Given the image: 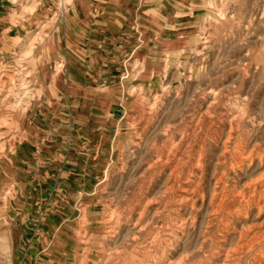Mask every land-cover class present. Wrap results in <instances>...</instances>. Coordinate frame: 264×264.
I'll return each mask as SVG.
<instances>
[{"label":"rangeland","instance_id":"obj_1","mask_svg":"<svg viewBox=\"0 0 264 264\" xmlns=\"http://www.w3.org/2000/svg\"><path fill=\"white\" fill-rule=\"evenodd\" d=\"M0 98V264H264V0H0Z\"/></svg>","mask_w":264,"mask_h":264},{"label":"bare ground","instance_id":"obj_2","mask_svg":"<svg viewBox=\"0 0 264 264\" xmlns=\"http://www.w3.org/2000/svg\"><path fill=\"white\" fill-rule=\"evenodd\" d=\"M209 4H211V3H209ZM142 13H143V12H142ZM146 13H147V12H146ZM216 15H217V14H216ZM219 17H220V16H219ZM25 37H26V36H25ZM22 41H23V40H22ZM39 42H40V41H39ZM248 42H249V40H248ZM19 44H20V43H19ZM221 51H222V50H221ZM192 52H193V51H192ZM199 53H200V51H199ZM235 57H236V56H235ZM191 58H192V57H191ZM16 60H17V59H16ZM18 60H20V59H18ZM18 60H17V61H18ZM23 61H24V60H23ZM16 64H17V63H16ZM176 65H177V64H176ZM208 65H209V64H208ZM212 65H213V64H212ZM166 67H167V66H166ZM214 67H215V66H214ZM220 68H221V67H220ZM17 69H18V67H17ZM239 69H240V68H239ZM165 72H166V71H165ZM203 73H204V72H203ZM16 77H17V76H16ZM133 79H134V77H133ZM2 80H3V79H2ZM42 80H43V79H42ZM231 80H232V79H231ZM15 81H16V80H15ZM19 82H20V80H19ZM22 83H23V82H22ZM252 83H253V82H252ZM14 84H15V83H14ZM26 85H27V84H26ZM178 85H179V83H178ZM239 85H240V84H239ZM21 86H22V84H21ZM130 86H131V85H130ZM4 87L6 88V86H4ZM19 87H20V86H19ZM5 88H4V89H5ZM22 88H23V87H22ZM102 88H103V87H102ZM28 89H29V88H28ZM31 89H32V88H31ZM23 91H25V90H23ZM177 91H178V90H177ZM12 93H13V92H12ZM14 93H15V92H14ZM154 93H155V92H154ZM210 93H211V92H210ZM212 93H213V92H212ZM214 93H215V92H214ZM212 95H213V94H212ZM153 96H154V95H153ZM213 96H214V95H213ZM170 97H171V96H170ZM16 98H17V97H16ZM153 98H154V97H153ZM153 98H152V99H153ZM200 98H201V97H200ZM0 99H1V98H0ZM140 100H141V99H140ZM176 100H177V99H176ZM183 100H184V99H183ZM7 101H8V100H7ZM146 101H147V100H146ZM168 101H169V100H168ZM19 103H20V102H19ZM145 103H146V102H145ZM212 103H214V102H212ZM148 104H149V103H148ZM258 104H259V103H258ZM28 105H29V104H28ZM152 105H153V103H152ZM168 105H169V104H168ZM3 106H4V105H3ZM7 106H8V105H7ZM7 106H6V107H7ZM13 106H14V105H13ZM146 106H147V105H146ZM173 106H174V105H173ZM208 106H210V105H208ZM27 107H28V106H27ZM153 107H154V106H153ZM146 108H147V107H146ZM238 109H239V108H238ZM198 110H199V109H198ZM225 110H226V109H225ZM235 111H236V110H235ZM146 112H147V111H146ZM162 112H163V111H162ZM205 112H206V111H205ZM205 112H204V114H205ZM236 112H237V111H236ZM137 113H138V112H137ZM142 113H143V112H142ZM142 113H141V114H142ZM206 113H208V112H206ZM229 113H230V112H229ZM229 113H228V114H229ZM238 113H239V112H238ZM238 113H237V114H238ZM19 114H20V112H19ZM147 114H148V113H147ZM223 114H224V113H223ZM237 114H236V117H237V119H238ZM7 115H8V114H7ZM207 115H208V114H207ZM139 116H140V115H139ZM198 116H200V115L198 114ZM219 116H220V115H219ZM229 116H230V115H229ZM131 117H132V116H131ZM133 117H134V116H133ZM228 118H229V117H228ZM230 118H231V117H230ZM232 118H234V117H232ZM235 119H236V118H235ZM240 119H241V118H240ZM144 120H145V118H144ZM171 120H172V119H171ZM179 121H180V120H179ZM194 121H195V120H194ZM144 122H145V121H144ZM153 122H155V121L153 120ZM195 122H196V121H195ZM155 123H156V122H155ZM155 123H154V124H155ZM228 123H229V121H228ZM142 124H143V123H142ZM190 124H191V123H190ZM192 125H193V124H192ZM140 126H142V125H140ZM158 126H159V125H158ZM173 127H174V126H173ZM228 127H229V126H228ZM141 128H142V127H141ZM230 128H231V127H230ZM166 129H168V128H166ZM164 130H165V129H164ZM228 130H229V128H228ZM230 130H231V129H230ZM165 131H166V130H165ZM180 131H181V129H180ZM191 131H192V130H191ZM240 131H241V130H240ZM132 132H133V131H132ZM142 132H143V131H142ZM181 132H183V131H181ZM176 133H177V132H176ZM202 133H203V132H202ZM228 133H229V132H227V134H228ZM116 134H117V133H116ZM190 134H191V133H190ZM190 134H189V135H190ZM192 134H193V133H192ZM220 134H221V133H220ZM138 135H139V133H138ZM218 135H219V134H218ZM11 136H12V135H11ZM11 136H10V137H11ZM178 136H179V135H178ZM174 137H175V136H174ZM227 137H229V135H228ZM17 138H18V137H17ZM218 138H219V137H218ZM138 139H140V138H138ZM211 139H212V138H211ZM211 139H210V140H211ZM220 139H221V137H220ZM227 139L229 140V138H227ZM227 139H226V140H227ZM171 140H172V139H171ZM180 140H181V139H180ZM213 140H214V139H213ZM228 140H227V141H228ZM241 140H242V139H241ZM243 140H244V139H243ZM220 141H221V140H220ZM227 141H226V142H227ZM140 142H141V139H140ZM168 142H169V141H168ZM153 143H154V142H153ZM169 143H171V142H169ZM169 143H168V144H169ZM174 144H175V143H174ZM198 144H201V143H198ZM215 144H216V143H215ZM215 144H214V145H215ZM164 145H165V144H164ZM186 145H187V144H186ZM186 145H185V146H186ZM236 145H237V144H236ZM238 145H240V144H238ZM140 146H141V145H140ZM167 146H168V145H167ZM199 146H200V145H199ZM224 146H225V145H224ZM169 147H171V145H170ZM177 147H178V146H177ZM236 147H237V146H236ZM1 148H2V147H1ZM8 148H9V147H8ZM183 148H184V147H183ZM198 148H199V147H198ZM198 148H197V149H198ZM239 148H240V147H239ZM239 148H238V149H239ZM243 148H244V147H243ZM243 148H242V149H243ZM170 149H171V148H170ZM199 150H200V149H199ZM233 150H234V149H233ZM240 150H241V149H240ZM251 150H252V149H251ZM165 151H167V149H166ZM169 151H171V150H169ZM182 151H183V150H182ZM194 151H195V150H194ZM224 151H226V150H224ZM235 151H236V150H235ZM242 151H243V150H242ZM199 152H200V151H199ZM222 152H223V151H222ZM222 152H221V153H222ZM233 152H234V151H233ZM236 152H237V151H236ZM243 152H244V151H243ZM249 152H250V151H249ZM196 153H197V152H196ZM194 154H195V153H194ZM261 154H262V153H261ZM261 154H260V155H261ZM167 155H168V152H167ZM195 155H196V154H195ZM195 155H194V156H195ZM240 155H241V154H240ZM242 155H243V153H242ZM242 155H241V157H244V156H242ZM248 155H249V154H248ZM156 156H157V155H156ZM238 156H239V155H238ZM253 156H254V155H253ZM157 157H158V156H157ZM157 157H156V158H157ZM176 157H177V156H176ZM221 157H222V156H221ZM257 157H258V156H257ZM156 158H155V159H156ZM191 158H193V157H191ZM248 158H249V157H248ZM259 158H261V156H260ZM262 158H263V157H262ZM136 159H137V158H136ZM150 159H151V158H150ZM159 159H160V158H159ZM177 159H178V157H177ZM234 159H235V157H234ZM238 159H239V158H238ZM241 159H242V158H241ZM245 159H246V158H245ZM245 159H244V160H245ZM251 159H252V158H251ZM253 159H254V158H253ZM157 160H158V159H157ZM174 160H175V159H174ZM193 160H194V159H193ZM195 160H196V159H195ZM155 161H156V160H154V162H155ZM174 162H175V161H174ZM176 162H177V161H176ZM176 162H175V163H176ZM196 162H197V161H196ZM235 162H236V160H235ZM247 162H248V161H247ZM259 162H260V161H259ZM136 163H137V162H136ZM147 163H148V162H147ZM152 163H153V162H152ZM237 163H238V162H237ZM263 163H264V162H263ZM155 164H156V163H155ZM160 164H161V163H160ZM196 164H198V163H196ZM249 164H250V163H249ZM151 165H152V164H151ZM151 165L148 164V167L151 166ZM193 166H195V165H193ZM234 166H235V165H234ZM236 166H237V165H236ZM121 167H122V166H121ZM237 167H238V166H237ZM247 167H248V166H247ZM263 167H264V166H263ZM122 168H123V167H122ZM122 168H121V169H122ZM198 168H199V167H198ZM198 168H197V169H198ZM224 168H225V167H224ZM242 168H243V167H242ZM249 168H250V167H249ZM121 169H120V170H121ZM124 169H125V168H124ZM120 170H119V171H120ZM122 170H123V169H122ZM128 170H129V169H128ZM130 170H131V169H130ZM238 170H239V169H238ZM186 171H187V170H186ZM239 171H240V170H239ZM241 172H242V171H241ZM163 173H164V172H163ZM200 173H201V172H200ZM113 174H114V173H113ZM116 174H117V173H116ZM260 174H261V173H260ZM263 174H264V173H263ZM263 174H262V175H263ZM127 175H128V173H127ZM141 175H143V174H141ZM139 176H140V175H139ZM142 177H143V176H142ZM104 178H105V177H104ZM147 178H148V177H147ZM255 178H257V177H255ZM259 178H260V177H259ZM105 179H106V178H105ZM149 179H150V178H149ZM197 179H198V178H197ZM215 179H216V178H215ZM250 180L252 181V179H250ZM250 180H249V181H250ZM255 180L257 181V179H255ZM255 180H253V181H255ZM182 181H183V179H182ZM262 181H263V180H262ZM184 182H185V181H184ZM213 183L215 184V182H213ZM115 184H116V183H115ZM160 184H161V183H160ZM187 184H188V183H187ZM195 184H196V182H195ZM247 184H248V182L245 183V185H247ZM235 185H236V184H235ZM258 185H259V184H258ZM262 185H263V184H262ZM8 186H10V185H8ZM157 186H158V185H157ZM213 186H214V185H213ZM247 186H248V185H247ZM113 187H114V186H113ZM113 187H112V188H113ZM180 187H181V186H180ZM186 187H187V186H186ZM214 187H215V186H214ZM7 188H9V187H7ZM138 188H139V187H138ZM156 189H157V188H156ZM259 189H260V188H258L257 190H259ZM112 190H113V189H112ZM168 190H169V188H168ZM179 190H180V188H179ZM181 190L183 191L184 189H181ZM257 190H256V191H257ZM7 191H8V190H7ZM101 191H102V190H101ZM170 191H171V189H170ZM219 191H220V190H219ZM233 191H234V190H233ZM235 191H236V190H235ZM244 191H245V190H244ZM164 192H165V189H164ZM109 193H110V192H109ZM111 193H112V192H111ZM246 193H247V192H246ZM3 194H4V193H3ZM210 194H211V193H210ZM212 194H214V193H212ZM236 194H237V192H236ZM256 194H257V193H256ZM201 195H202V194H201ZM141 196H142V195H141ZM212 196H213V195H212ZM234 196H236V195L234 194ZM185 197H186V196H185ZM200 197H201V196H200ZM200 197H199V198H200ZM219 197H220V196H219ZM238 197H239V192H238ZM3 198H4V197H3ZM155 198H156V197H155ZM199 198H198V199H199ZM213 198H214V197H213ZM217 198H218V197H217ZM240 198H241V197H240ZM111 199H112V198H111ZM184 199H185V198H184ZM186 199H187V198H186ZM200 199H201V198H200ZM218 199H219V198H218ZM241 199H242V198H241ZM174 200H176V198H175ZM174 200H173V201H174ZM239 200H240V199H239ZM261 200H262V199H261ZM109 201H110V200H109ZM146 201H147V199H146ZM152 201H153V200H152ZM198 201H199V200H198ZM212 201H213V200H212ZM133 202H134V201H133ZM133 202H132V205L134 204ZM188 202H189V201H188ZM207 202H208V200H207ZM207 202H206V203H207ZM210 202H211V201H210ZM237 202H238V201H237ZM2 203H3V202H2ZM2 203H1V204H2ZM144 203H146V202H144ZM144 203H143V204H144ZM148 203H149V202H148ZM1 204H0V205H1ZM135 204H136V203H135ZM190 204H191V203H190ZM220 204H221V203H220ZM98 205H99V204H98ZM141 205H142V204H141ZM146 205H148V204L146 203ZM162 205H163V204H161V207H162ZM185 205H186V204H185ZM187 205H188V204H187ZM196 206H197V205H196ZM218 206H219V205H218ZM211 207H212V206H211ZM215 207H216V206H214V208H215ZM257 207H258V205H257ZM188 208H189V207H188ZM218 208H219V207H218ZM153 209H154V208H153ZM258 209L260 210V208H258ZM207 210H208V209H207ZM213 210H214V209H213ZM247 210H248V209H247ZM107 211H108V210H107ZM112 211H113V210H112ZM128 211H129V210H128ZM156 211H157V210H156ZM211 211H212V210H211ZM211 211H210V212H211ZM262 211H263V210H262ZM140 212H141V211H139V214H140ZM142 212H143V211H142ZM142 212H141V213H142ZM186 212H187V211H186ZM237 212H238V211H237ZM80 213H81V212H80ZM105 213H106V211H105ZM144 213H145V212H144ZM155 213H156V212H155ZM175 213H176V212H175ZM177 213H178V212H177ZM242 213H243V212H242ZM260 213H261V212H260ZM78 214H79V212H78ZM106 214H107V213H106ZM113 214H114V213H113ZM135 214H136V213H135ZM137 214H138V213H137ZM139 214H138V215H139ZM156 214H157V213H156ZM197 214H198V213H197ZM211 214H212V213H211ZM213 214H214V213H213ZM238 214H239V213H238ZM257 214H258V213H257ZM80 215H82V214H80ZM80 215H79V216H80ZM109 215H110V214H109ZM110 216H111V215H110ZM110 216H108V217H110ZM114 216H115V215H114ZM116 216H117V214H116ZM139 216H141V215H139ZM156 216H157V215H156ZM239 216H241V215H239ZM244 216H247V215H244ZM244 216H242V217L244 218ZM111 217H112V216H111ZM165 217H166V216H165ZM256 217H259V216L256 215ZM256 217H255V218H256ZM139 218H140V217H139ZM240 218H241V217H240ZM245 218H246V217H245ZM262 218H263V217H262ZM104 219H105V218H104ZM186 219H187V218H186ZM106 220H107V219H106ZM164 220H165V219H164ZM180 220H181V219H180ZM241 220H242V219H241ZM107 221H110V220H107ZM140 221H141V219H140ZM156 221H157V220H156ZM190 221H191V220H190ZM245 221H246V220H245ZM131 222H132V221H131ZM175 222H176V221H175ZM182 222H183V221H182ZM182 222H181V223H182ZM184 222H185V221H184ZM184 222L182 223L183 225H184ZM79 223H80V222H79ZM139 223H140V222H139ZM148 223H149V222H148ZM165 223H166V222H165ZM181 223H180V224H181ZM189 223H190V222H189ZM127 224H128V223H127ZM163 224H164V223H163ZM80 225H81V224H80ZM80 225H79V226H80ZM82 225H83V224H82ZM116 225H117V224H116ZM130 225H131V224H130ZM135 225H136V223H135ZM185 225H186V224H185ZM110 226H112V225H110ZM133 226H134V225H133ZM146 226H147V225H146ZM176 226H177V225H176ZM178 226H180V225H178ZM251 226H252V225H251ZM106 227H107V226H106ZM106 227H105V228H106ZM108 227H109V226H108ZM123 227H124V226H123ZM141 227H142V226H141ZM163 227H164V226H163ZM204 227H206V226H204ZM166 228H169V227H166ZM183 228H184V227H183ZM233 228H234V227H233ZM257 228H258V227H257ZM82 229H83V228H82ZM82 229H81V230H82ZM109 229H110V228H109ZM141 229H142V228H141ZM248 229H249V228H248ZM107 230H108V229H107ZM112 230H113V229H112ZM138 230H139V229H138ZM232 230H233V229H232ZM243 230H244V229H243ZM132 231H133V230H132ZM132 231H131V232H132ZM176 231H177V230H176ZM82 232H83V231H82ZM163 232H164V231H163ZM205 232H206V231H205ZM224 232H226V231H224ZM244 232H245V230H244ZM248 232H249V231H248ZM115 233H116V231H115ZM115 233H113V234H115ZM133 233H134V232H133ZM154 233H155V232H154ZM164 233H165V232H164ZM169 234H171V233H169ZM233 234H234V233H233ZM76 235H79V234H76ZM88 235H89V234H88ZM149 235H150V233H149ZM219 235H221V234H219ZM245 235H246V234H245ZM79 236H80V235H79ZM81 236L84 237V235H81ZM126 236H127V235H126ZM82 237H81V238H82ZM110 237H111V236H110ZM114 237H115V236H114ZM171 237H172V236H171ZM174 237H175V236H174ZM174 237H173V238H174ZM79 238H80V237H79ZM81 238H80V239H81ZM125 238H126V237H125ZM135 238H136V237H135ZM150 238H151V237H148V239H150ZM176 238H177V237H176ZM203 238H204V237H203ZM203 238H202V239H203ZM254 238H255V237H254ZM126 239H127V238H126ZM239 239H240V238H239ZM243 239H245V238H243ZM261 239H262V238H261ZM83 240H84V239H83ZM248 240H249V238H248ZM258 240H259V239H258ZM150 241H151V240H150ZM181 241H182V240H181ZM224 241H225V239H224ZM237 241H238V240H237ZM250 241H251V240H249V242H250ZM82 242H83V241H82ZM86 242H87V241H86ZM202 242H203V241H202ZM222 242H223V241H222ZM245 242H246V240H245ZM245 242H244V243H245ZM247 242H248V241H247ZM255 242H256V241H255ZM145 243H146V242H145ZM148 243H149V242H148ZM152 243H153V242H152ZM180 243H181V242H180ZM109 244H110V243H109ZM143 244H144V243H143ZM156 244H157V242H156ZM164 244H165V243H164ZM166 244L168 245V243H166ZM235 244H237V243H235ZM248 244H249V243H248ZM154 245H155V244H153V246H154ZM167 245H166V246H167ZM250 245H251V244H250ZM250 245H249V246H250ZM120 246H121V245H120ZM156 246H157V245H156ZM244 246H245V245H244ZM146 247H147V243H146L145 248H146ZM237 247H238V245H237ZM242 247H243V246H242ZM243 248H244V247H243ZM147 249H149V248H147ZM157 249H158V248H157ZM197 249H198V248H197ZM197 249H196V250H197ZM222 249H223V248H222ZM155 250H156V249H155ZM170 250H171V249H170ZM228 250H229V249H228ZM230 250H231V249H230ZM113 251L115 252V250H113ZM118 251H120V250H118ZM156 251H157V250H156ZM158 251H159V250H158ZM177 251H178V250H177ZM194 251H195V250H194ZM103 252H104V251H103ZM105 252H106V251H105ZM105 252H104V253H105ZM225 252H226V251H225ZM231 252H232V251H231ZM233 252H234V251H233ZM233 252H232V253H233ZM116 253H117V252H116ZM169 253H170V252H169ZM167 254H168V253H167ZM183 255H184V254H183ZM183 255H180V256H183ZM186 255H187V254H186ZM186 255H185V256H186ZM226 255H227V254H226ZM155 256H157V255H155ZM170 256H171V255H170ZM229 256H230V255H229ZM165 257H167V256H165ZM183 257H184V256H183ZM209 257H210V256H209ZM214 257H215V256H214ZM104 258H105V257H104ZM104 258H103V259H104ZM179 258H180V257H179ZM229 258H230V257H229ZM79 259H80V258H79ZM173 259H174V258H173ZM185 259H186V258H185ZM207 259H208V258H207ZM229 260H230V259H229ZM113 261H114V260H113ZM179 261H180V259H179ZM225 261L227 262V259H226ZM257 261H258V260H257ZM122 262H123V261H122ZM212 262H213V261H212ZM176 263H177V262H176ZM178 263H179V262H178ZM208 263H209V262H208ZM217 263H218V262H217ZM222 263H223V262H222ZM254 263H256V262H254ZM165 264H167V263H165ZM203 264H204V263H203ZM223 264H224V263H223ZM227 264H228V263H227ZM256 264H257V263H256Z\"/></svg>","mask_w":264,"mask_h":264}]
</instances>
